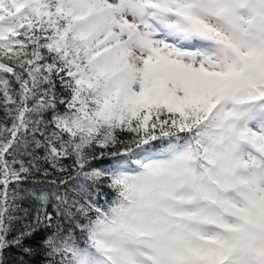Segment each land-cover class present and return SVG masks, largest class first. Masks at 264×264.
<instances>
[{
  "label": "snow or ice",
  "instance_id": "obj_1",
  "mask_svg": "<svg viewBox=\"0 0 264 264\" xmlns=\"http://www.w3.org/2000/svg\"><path fill=\"white\" fill-rule=\"evenodd\" d=\"M264 264V0H0V264Z\"/></svg>",
  "mask_w": 264,
  "mask_h": 264
},
{
  "label": "trees",
  "instance_id": "obj_2",
  "mask_svg": "<svg viewBox=\"0 0 264 264\" xmlns=\"http://www.w3.org/2000/svg\"><path fill=\"white\" fill-rule=\"evenodd\" d=\"M40 257L37 256L33 259L32 264H38Z\"/></svg>",
  "mask_w": 264,
  "mask_h": 264
}]
</instances>
